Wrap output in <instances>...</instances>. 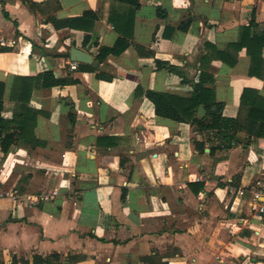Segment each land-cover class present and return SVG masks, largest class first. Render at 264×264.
Wrapping results in <instances>:
<instances>
[{
    "label": "crops",
    "instance_id": "crops-1",
    "mask_svg": "<svg viewBox=\"0 0 264 264\" xmlns=\"http://www.w3.org/2000/svg\"><path fill=\"white\" fill-rule=\"evenodd\" d=\"M138 3L131 14L118 0H0L5 264L53 253L62 264H264L249 208L264 137L238 130L223 145L216 130L156 115L145 95L187 98L201 76L223 116L245 122L243 90L264 99V0ZM87 10L90 31L48 21ZM118 37L128 47L98 63ZM71 47L92 62L72 69ZM45 71L69 82L43 87Z\"/></svg>",
    "mask_w": 264,
    "mask_h": 264
},
{
    "label": "trees",
    "instance_id": "trees-1",
    "mask_svg": "<svg viewBox=\"0 0 264 264\" xmlns=\"http://www.w3.org/2000/svg\"><path fill=\"white\" fill-rule=\"evenodd\" d=\"M130 5L131 14L138 7V0H118ZM95 15L92 11L87 10L81 16L74 18H56L51 16L48 21L53 24L56 29L69 27L73 29H82L84 31H90L93 25ZM130 21V20H129ZM127 21V22H129ZM118 30L120 28L117 20L111 19ZM126 22V23H127ZM131 22V21H130ZM122 23V21H121ZM81 24V25H80ZM121 25V24H120ZM89 41V37H84V45ZM255 44V42H254ZM129 45L128 40L125 37H118L112 46H99L95 59L98 63L102 62L108 55H119ZM158 64L161 62H157ZM165 64V63H163ZM169 70H175L173 66H168ZM80 69L84 71H95V65L80 64ZM255 73V71H250ZM98 77H102L100 73L96 74ZM40 78V84L43 87H52L54 85L65 84L68 80L55 78L50 71H45L38 75ZM75 82V80H72ZM4 91V83L0 81V121L1 111L3 109L2 96ZM250 90L244 89L241 96L242 105L247 106L246 121L236 118L224 117L222 114L223 103L216 102L212 97V90L206 86L203 77L197 83L193 85L192 93L187 98H182L174 94L158 92L154 90H146V97L153 103L154 112L158 116L166 117L175 121L187 122L191 125H196L199 129H213L218 134H221L223 145H229L234 134L238 130H244L248 137H264V99L258 96L257 93H249ZM200 104L204 105L205 116H197V108ZM12 134H9L1 141V150L6 152L8 147L13 142L11 138ZM10 136V138H8ZM203 141H195V147L198 150H203ZM227 143V144H226ZM22 264H29L25 259L20 260ZM17 260L12 259L11 264H16ZM0 264H5L0 260ZM32 264H62L60 255L57 253L50 254L48 256L33 255Z\"/></svg>",
    "mask_w": 264,
    "mask_h": 264
},
{
    "label": "built area",
    "instance_id": "built-area-1",
    "mask_svg": "<svg viewBox=\"0 0 264 264\" xmlns=\"http://www.w3.org/2000/svg\"><path fill=\"white\" fill-rule=\"evenodd\" d=\"M70 67L75 69L77 67L76 61H73ZM250 194L249 208L252 214L260 219V225L254 230V233L264 241V175L254 180L250 186Z\"/></svg>",
    "mask_w": 264,
    "mask_h": 264
},
{
    "label": "water",
    "instance_id": "water-1",
    "mask_svg": "<svg viewBox=\"0 0 264 264\" xmlns=\"http://www.w3.org/2000/svg\"><path fill=\"white\" fill-rule=\"evenodd\" d=\"M69 56L70 60L73 61H78V62H84V63H91L92 62V57L91 55L85 51L81 50L76 47H71L69 51ZM197 114L199 117H203L204 120H207V117L205 116V108L203 104H200L198 106Z\"/></svg>",
    "mask_w": 264,
    "mask_h": 264
}]
</instances>
